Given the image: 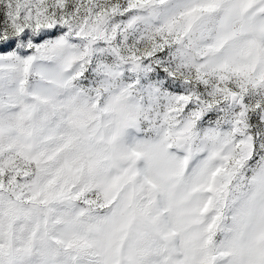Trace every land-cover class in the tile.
Here are the masks:
<instances>
[{"label": "snow or ice", "instance_id": "6c2138e0", "mask_svg": "<svg viewBox=\"0 0 264 264\" xmlns=\"http://www.w3.org/2000/svg\"><path fill=\"white\" fill-rule=\"evenodd\" d=\"M0 264H264V0H0Z\"/></svg>", "mask_w": 264, "mask_h": 264}]
</instances>
